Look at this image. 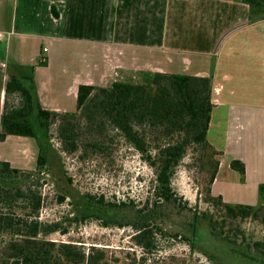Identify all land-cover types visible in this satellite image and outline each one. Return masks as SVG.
Returning a JSON list of instances; mask_svg holds the SVG:
<instances>
[{
  "label": "crops",
  "instance_id": "crops-1",
  "mask_svg": "<svg viewBox=\"0 0 264 264\" xmlns=\"http://www.w3.org/2000/svg\"><path fill=\"white\" fill-rule=\"evenodd\" d=\"M156 72L211 78L206 140L219 163L210 190L250 205L240 199L264 192V18L251 20L241 0H0V114L10 75H31L44 109L73 112L79 85ZM22 138L0 140V161L24 168Z\"/></svg>",
  "mask_w": 264,
  "mask_h": 264
},
{
  "label": "trees",
  "instance_id": "trees-1",
  "mask_svg": "<svg viewBox=\"0 0 264 264\" xmlns=\"http://www.w3.org/2000/svg\"><path fill=\"white\" fill-rule=\"evenodd\" d=\"M241 1L248 6L251 20L264 18V0ZM51 12L57 16L54 7ZM38 64L45 63L41 61ZM3 91L0 140L7 135L33 138L38 153L36 169L32 171L0 161V264L11 259H19L20 264L146 263L147 258L143 256L139 262L110 263L103 250L95 246L86 250L81 244L41 237L54 231L67 232L59 229L56 222L39 220L44 179L41 176L47 165L46 142L53 125H56V136L63 151L68 153L82 149L84 152L89 150L105 154L111 151L116 139L123 140L153 169L154 198L160 203H178L171 179L189 146H199L219 154L206 140L212 108L209 76L156 72L141 83L82 84L77 88L76 109L73 112L44 109L31 75H10ZM218 163V159L212 163L210 187ZM230 167L244 175L241 161L231 160ZM260 188L263 190V186ZM215 197L227 214L257 215L253 205H232L220 196ZM63 199L61 197L60 201ZM88 203L92 204L90 200ZM93 213L96 218H111L110 212L104 208ZM149 219L147 215L143 222L136 220L128 224L134 230V242L144 251L154 246V231L148 224ZM262 221L264 223V216ZM155 229L161 231L157 226Z\"/></svg>",
  "mask_w": 264,
  "mask_h": 264
},
{
  "label": "rangeland",
  "instance_id": "rangeland-1",
  "mask_svg": "<svg viewBox=\"0 0 264 264\" xmlns=\"http://www.w3.org/2000/svg\"><path fill=\"white\" fill-rule=\"evenodd\" d=\"M55 128L46 142L39 220L56 222L67 232L54 231L42 235L44 239L81 244L86 250L95 246L110 263L139 262L143 256L145 264H264V192L240 199L255 206L256 216L227 214L208 191L212 163L219 154L188 147L171 179L178 202L172 205L154 198L153 169L123 140L116 139L105 154L82 149L68 153ZM20 140L26 159L22 170H35L36 141ZM14 145L10 143L11 153ZM99 208L108 210L111 218H96L93 212ZM147 215L154 246L144 251L134 242L128 224L143 222Z\"/></svg>",
  "mask_w": 264,
  "mask_h": 264
},
{
  "label": "built area",
  "instance_id": "built-area-1",
  "mask_svg": "<svg viewBox=\"0 0 264 264\" xmlns=\"http://www.w3.org/2000/svg\"><path fill=\"white\" fill-rule=\"evenodd\" d=\"M42 50H43V51H46V50H47V48H46V47H44V48H42Z\"/></svg>",
  "mask_w": 264,
  "mask_h": 264
}]
</instances>
